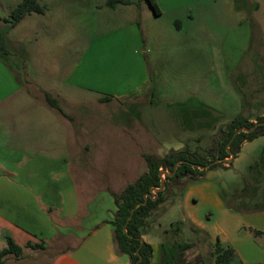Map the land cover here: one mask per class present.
I'll use <instances>...</instances> for the list:
<instances>
[{"label":"crops","instance_id":"1","mask_svg":"<svg viewBox=\"0 0 264 264\" xmlns=\"http://www.w3.org/2000/svg\"><path fill=\"white\" fill-rule=\"evenodd\" d=\"M22 1L13 0L15 6ZM109 1L36 0L43 12L27 14L14 27L7 16H0V25L7 28L0 35L11 47L0 49V250L7 247L8 237L25 252L29 243L43 244L48 250L57 239L68 236L77 244L59 252L52 264H130L127 255L115 252L112 221L117 206L112 194L147 171L143 153L163 156L189 146L192 136H209L213 127L238 116L254 123L264 116V73L257 75L256 70L264 65L263 48L261 56L254 57L260 67L254 66L255 71L245 77L233 113L209 122L207 115L182 111L181 129L186 134L170 137L171 141L154 137L140 115L110 118L122 124L121 138L127 145L120 152L113 149L104 140L106 133L99 131L101 120L83 121L66 112L61 101L74 107L82 105L86 94L99 103L120 99L116 93L108 95L119 88L114 73L139 60L147 42L162 34L156 19L173 11V0H155L159 15L147 10V0L112 6ZM241 7L251 12L258 29L263 27L257 13L264 4L229 2L231 11L240 12V24L244 22ZM83 21L105 28L91 34L85 49L80 43ZM88 56L91 61L106 60L105 71L89 74L92 67L84 63ZM43 60L49 61V67ZM47 93L61 111L48 104ZM7 106L10 114H1ZM203 129L208 132H200ZM259 142L264 143V136L243 143L232 161L207 170L203 180L184 190L173 187L171 196L142 227L143 240L153 247L151 264H210L203 253L212 257L217 246L235 252L232 264H264V186L254 180L264 154L246 171L236 164L244 151L253 153ZM179 233L188 237L186 244L176 240Z\"/></svg>","mask_w":264,"mask_h":264},{"label":"rangeland","instance_id":"2","mask_svg":"<svg viewBox=\"0 0 264 264\" xmlns=\"http://www.w3.org/2000/svg\"><path fill=\"white\" fill-rule=\"evenodd\" d=\"M231 1L201 0L192 4L189 0H173V11H166L156 19V26L162 31V36H155L147 42L146 52L139 60L129 62V66H124L120 73H114L119 88L108 92V95L116 93V96H121L120 99L99 103L86 94L83 95L81 106L73 107L61 101L62 108L72 115L81 117L83 121L101 120L97 126L99 131L106 133L104 140L119 152L121 150L118 149L127 146L123 145L125 138H121L122 124L110 118L125 116L134 118L140 115L143 126L154 137L167 138V141H171L170 137L186 134L185 129H181L183 116L179 114L182 111L189 110L203 117L207 115L206 119H209V122L220 115L225 117L227 113H233L245 77L255 71L254 66L260 67L259 61L254 57L256 55L260 57L264 48V9L257 13L263 25L258 29L254 17L250 16L251 12L242 7L244 22L240 24L242 21L238 20L240 12L229 9ZM1 2L0 16H7L11 26L9 19L18 5L15 6L13 0ZM258 2L264 4V0ZM144 4L152 13L148 3L144 1ZM171 15L173 23L169 21ZM82 23L80 28L83 36L80 43L85 49L90 45L88 42L91 34L97 35L105 28L103 25L88 24L89 22L85 21ZM6 29L0 25V32L4 33ZM2 39L4 46L10 50V43H6L4 35ZM89 50L90 48L87 52ZM92 54L89 52V55ZM261 61L264 62V59ZM8 63L10 64V60ZM84 63L87 67H92L88 68V73L93 75L100 74L107 68L106 60L97 61L95 58L91 61L90 56L86 57ZM42 64L49 67L48 60H43ZM256 70L257 75L263 74L264 65ZM114 71H117L116 68ZM10 111L9 106L1 108L3 115H9ZM106 120L109 121L106 123ZM218 129L217 125L209 133L207 129H203L200 132L210 135L199 138L193 134L194 136L187 142L192 149L205 153V149L212 145V138L218 134ZM258 144L253 153L248 154L250 151H244L240 155L236 164L242 171H246L255 158L264 154V143ZM260 162L254 174L257 178L254 180L264 186V156ZM73 176L77 179V170L73 172ZM261 195L264 196V189L261 190ZM259 205L263 206V203ZM176 240L186 244L188 237L179 233ZM75 244L76 239L60 237L54 247L51 246L48 250L46 249L48 247L44 250L28 247L23 253V259L16 260L12 255L7 264H48L63 249ZM203 254L212 264L213 256L211 257L209 252Z\"/></svg>","mask_w":264,"mask_h":264},{"label":"trees","instance_id":"3","mask_svg":"<svg viewBox=\"0 0 264 264\" xmlns=\"http://www.w3.org/2000/svg\"><path fill=\"white\" fill-rule=\"evenodd\" d=\"M155 15L160 14L158 4L155 0H147ZM129 4V0H110L109 5L115 3ZM31 12L42 13L43 9L36 0H23L11 13V26L18 24L27 14ZM0 48L3 50L4 41L0 35ZM48 104L61 111L57 101L48 93L46 94ZM264 116L258 117L256 122H263ZM255 125L243 116H238L230 123L221 126L218 134L212 138V145L205 149V153L199 150H192L186 146L180 150H170L167 154L160 156L154 152H145L143 157L147 165V171L140 175L134 182L128 184L122 191L113 192L117 210L112 224L114 226L113 242L117 255H127L130 264H151L153 258V247L142 238V227L146 224L147 218L171 196L173 187L184 190L189 184L203 180L207 170L217 169L224 162L204 167L210 162L221 158L232 160L241 151L242 144L250 142L258 137L264 136V125H259L254 131L241 132L231 142L234 133L241 127L251 128ZM231 160V161H232ZM180 162V163H179ZM177 163L179 165L176 167ZM200 166L201 168H199ZM167 171L165 175L164 190L157 191L156 198L147 197L152 188H159L161 185V171ZM145 200L147 203L144 204ZM139 205L137 208H135ZM130 220L131 211L134 210ZM126 226V231L124 227ZM261 232H256L260 234ZM33 249H45L43 244H28ZM24 250L11 237L7 238V247L0 250V264H6L12 255L16 260L24 258ZM215 264H232L235 259V252L232 249L222 250L216 247L212 253ZM52 264V261L49 263Z\"/></svg>","mask_w":264,"mask_h":264},{"label":"water","instance_id":"4","mask_svg":"<svg viewBox=\"0 0 264 264\" xmlns=\"http://www.w3.org/2000/svg\"><path fill=\"white\" fill-rule=\"evenodd\" d=\"M259 125H264V121H263V122H255V125H254L253 127H251V128H248V127H241V128H239V129L236 130V132L234 133V135H233V137H232V139L230 140V142H229L228 145L231 144V142L233 141L234 137H235L236 135H238L239 133H241V132H251V131H254ZM232 158H233V156H231L230 161L232 160ZM224 161H226V160H223V159H221V158H217L216 160L210 162V164L206 165L204 168L207 169V168H209L211 165L218 164V163H221V162H224ZM179 163H180V162H179ZM179 163H177L176 167L179 165ZM198 167L201 168L200 166H198ZM166 174H167V171H164V170L161 171V175H162L161 185H160V187H159L158 189H157V188H152V189H156L157 191H162V190H164V185H165V175H166ZM152 189H151V190H152ZM150 193H151V191L149 192V194L147 195V197L150 196ZM145 203H147V200H145L144 204H145ZM138 206H139V205H137L135 208H137ZM134 211H135V209L131 211V214H130V217H129L128 220H130V219L132 218ZM124 230L126 231V226L124 227Z\"/></svg>","mask_w":264,"mask_h":264},{"label":"built area","instance_id":"5","mask_svg":"<svg viewBox=\"0 0 264 264\" xmlns=\"http://www.w3.org/2000/svg\"><path fill=\"white\" fill-rule=\"evenodd\" d=\"M230 159L231 158H226V162L230 161ZM156 193H157V190L156 189H152L149 197L156 198Z\"/></svg>","mask_w":264,"mask_h":264}]
</instances>
